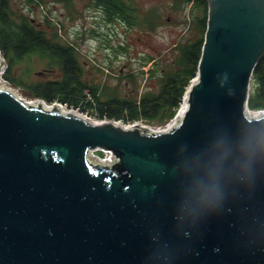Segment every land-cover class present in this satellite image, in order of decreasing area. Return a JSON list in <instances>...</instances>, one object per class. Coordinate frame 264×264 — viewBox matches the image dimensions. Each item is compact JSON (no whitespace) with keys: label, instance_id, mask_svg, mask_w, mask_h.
I'll list each match as a JSON object with an SVG mask.
<instances>
[{"label":"water","instance_id":"water-1","mask_svg":"<svg viewBox=\"0 0 264 264\" xmlns=\"http://www.w3.org/2000/svg\"><path fill=\"white\" fill-rule=\"evenodd\" d=\"M205 1L196 76L166 130L0 86V264H264V110L247 106L264 0Z\"/></svg>","mask_w":264,"mask_h":264},{"label":"trees","instance_id":"trees-1","mask_svg":"<svg viewBox=\"0 0 264 264\" xmlns=\"http://www.w3.org/2000/svg\"><path fill=\"white\" fill-rule=\"evenodd\" d=\"M103 8L105 18L99 22L105 24L118 22L125 27H136L144 23L150 28L158 17L151 9L147 16L140 19L134 16L135 8L122 0H104ZM170 8L184 11L183 21L192 29L190 36L184 42L175 44L173 59L164 66L151 56L143 58L141 68L149 63L151 67L146 72L140 70V73L155 78L157 89L124 95L120 85L110 88L84 80L76 46L62 40L52 22L46 21L47 33L27 19L15 21L7 13V0H0V52L7 65L3 77L14 85L23 86L31 98L41 99L47 104L58 102L76 110L89 109L98 120H120L123 123L144 120L146 123L163 124L175 115L186 88L196 76L207 21L205 0H173ZM86 35L101 36L97 27L76 33L80 39ZM116 50L125 52L127 49L119 43ZM33 54L55 63L60 78L25 81L15 78L11 74L12 68L24 57ZM133 76L127 75L130 78ZM247 106L249 110H264V55L253 69Z\"/></svg>","mask_w":264,"mask_h":264},{"label":"rangeland","instance_id":"rangeland-1","mask_svg":"<svg viewBox=\"0 0 264 264\" xmlns=\"http://www.w3.org/2000/svg\"><path fill=\"white\" fill-rule=\"evenodd\" d=\"M171 0H150L139 2L142 8L151 7L158 15L156 22L148 28L141 23L136 27H125L114 22L105 24L95 21L90 17L91 13H85L81 16V10L85 9L81 3H76L69 10L63 4H47L32 11L30 6H20L11 3L8 7L9 15L15 21H18V12L22 11L44 26V30L49 32L45 22L46 18L57 26L59 37L64 41L73 43L79 52V61L83 71V78L88 83L103 84L110 88L120 85L121 94H139L146 89H157L155 78L147 77V73H140V70L147 71L151 67L150 63L141 68L143 58L153 57L161 66L171 62L174 56V46L177 43L184 42L191 34V25L188 27L183 21V10H172L170 8ZM143 11V10H142ZM44 16V17H43ZM97 27L101 36L91 37L86 35L84 39L76 37L79 30H90ZM104 37V38H103ZM106 38V39H105ZM124 44L126 51L118 49V44ZM111 46V47H108ZM116 50V51H115ZM0 57L6 62L2 53ZM3 72V73H4ZM2 76L0 77V86L8 87L17 97L25 101H34L29 97L23 86L14 85ZM11 74L17 79L41 80L60 78L58 67L49 58L40 57L37 54L24 57L12 68ZM128 74H134L132 78ZM251 86V85H250ZM87 92V91H85ZM89 95L88 93H86ZM89 98V96H87ZM183 100V99H182ZM182 102V101H181ZM181 104V103H180ZM180 107V105H179ZM176 110V113L179 110ZM65 110H74L83 116L97 121V117L90 113V110H76L63 105ZM175 113V114H176ZM174 116L163 124L146 123L144 120H138L140 124L147 125L152 129L165 127L173 120ZM96 154L104 157L105 153L96 150Z\"/></svg>","mask_w":264,"mask_h":264},{"label":"flooded vegetation","instance_id":"flooded-vegetation-1","mask_svg":"<svg viewBox=\"0 0 264 264\" xmlns=\"http://www.w3.org/2000/svg\"><path fill=\"white\" fill-rule=\"evenodd\" d=\"M103 1L104 0H7V6L9 7L11 3H15L16 5L20 6H30L32 11L37 10L39 7L47 6V4H56L60 3L66 6L67 9L73 10L72 8L75 6L76 3H81L84 5L85 9L81 10V16L85 17V13H91V18L95 21H100L105 18L104 14V8H103ZM125 3L131 4L134 8V16H138V18L145 17L149 14V11L151 10V7L148 8H140L139 2H147L150 0H122ZM173 2V0H171ZM85 10V13H84ZM7 13H10L7 10ZM18 19H27L30 21L36 28H44L43 25L40 24V22L36 21L34 17H30L29 15L25 14L22 11L18 12L17 15ZM44 17V16H43ZM47 19L44 18L41 22L46 23ZM47 27V24H46Z\"/></svg>","mask_w":264,"mask_h":264},{"label":"bare ground","instance_id":"bare-ground-1","mask_svg":"<svg viewBox=\"0 0 264 264\" xmlns=\"http://www.w3.org/2000/svg\"><path fill=\"white\" fill-rule=\"evenodd\" d=\"M36 101H32V103H35ZM186 109V98H184L182 100V103L179 107V110H178V114L175 118H173V120L168 124V126H172L173 124H175L182 116L183 112L185 111ZM260 113H262L261 111H256V110H253V111H249L248 114L250 116H257L259 115Z\"/></svg>","mask_w":264,"mask_h":264},{"label":"built area","instance_id":"built-area-1","mask_svg":"<svg viewBox=\"0 0 264 264\" xmlns=\"http://www.w3.org/2000/svg\"><path fill=\"white\" fill-rule=\"evenodd\" d=\"M4 69H5V67H4ZM4 69L0 72V77L2 76V73L4 72ZM97 121H100V120H97ZM120 123H122L124 126H126V127H131V126H133V125H136V124H140V122H138V121H134V122H127V123H123V122H121L120 120H118ZM169 126H168V124H167V126H165V127H159V128H157V129H153V130H156V131H163V130H166L167 128H168ZM104 153H105V156H108V152L107 151H103ZM104 156V157H105Z\"/></svg>","mask_w":264,"mask_h":264},{"label":"clouds","instance_id":"clouds-1","mask_svg":"<svg viewBox=\"0 0 264 264\" xmlns=\"http://www.w3.org/2000/svg\"><path fill=\"white\" fill-rule=\"evenodd\" d=\"M222 78H223L224 81H226V80H227V75H226V74H222ZM206 187H207V185H206ZM211 189H212L213 191H215L216 194L218 195V194H219V185H218V182L213 183V184L211 185Z\"/></svg>","mask_w":264,"mask_h":264}]
</instances>
